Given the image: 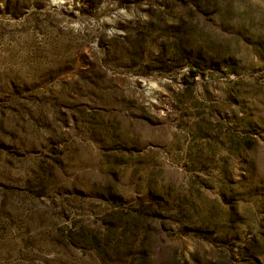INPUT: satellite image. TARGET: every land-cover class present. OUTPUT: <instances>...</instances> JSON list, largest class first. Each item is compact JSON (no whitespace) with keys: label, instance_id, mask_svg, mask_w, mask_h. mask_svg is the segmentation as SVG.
Instances as JSON below:
<instances>
[{"label":"rangeland","instance_id":"obj_1","mask_svg":"<svg viewBox=\"0 0 264 264\" xmlns=\"http://www.w3.org/2000/svg\"><path fill=\"white\" fill-rule=\"evenodd\" d=\"M0 264H264V0H0Z\"/></svg>","mask_w":264,"mask_h":264}]
</instances>
